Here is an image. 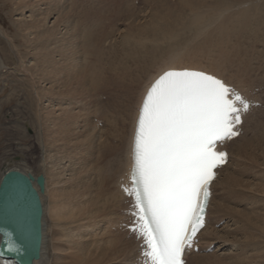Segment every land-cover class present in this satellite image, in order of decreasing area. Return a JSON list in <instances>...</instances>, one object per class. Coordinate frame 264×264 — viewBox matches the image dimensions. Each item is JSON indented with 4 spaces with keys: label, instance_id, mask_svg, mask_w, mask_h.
Instances as JSON below:
<instances>
[{
    "label": "bare ground",
    "instance_id": "1",
    "mask_svg": "<svg viewBox=\"0 0 264 264\" xmlns=\"http://www.w3.org/2000/svg\"><path fill=\"white\" fill-rule=\"evenodd\" d=\"M136 1L140 0L12 2L16 6L13 12L21 18L16 24L17 35L23 38L33 60L27 67L22 64L25 57L16 47L20 71L30 91L37 94L36 101L44 99L49 106L39 108L34 123L38 158L29 163L25 156L19 159L32 171L22 169V164L12 159L0 161V180L9 171L30 174L34 179L44 177V191L39 193L41 242L38 258L32 264L137 263L139 243L122 228L128 222V205L119 186L131 167L132 134L146 88L162 72L183 69L217 76L260 105L244 116L241 135L223 146L228 161L211 184L206 227L197 237L199 251L189 252L186 264H264V184L241 180L247 172L254 171L258 153L264 151V67L250 68L238 49L229 53L232 43L252 41L260 31L264 35V2L259 0V5H253V0H157L168 11L161 17L156 15L162 22H154L153 30L143 31L127 23L129 37L118 44L125 47L119 52V46L111 44L108 36L120 20L127 22L135 17L132 5ZM244 3L252 5L242 8ZM225 5L237 9V14L222 18L221 27L214 25L208 32L205 18ZM169 11L176 12L178 18L167 20ZM27 13L28 18L24 16ZM187 15L189 21L184 23ZM192 37L204 39L196 44L190 40ZM14 42L13 39L12 47ZM171 44L174 47H168ZM216 45H224V51L216 49ZM261 86L262 91L254 93ZM102 95L105 101L97 98ZM92 101L91 110L94 116L99 114L104 125L100 129L88 126L90 114L85 115L87 112L77 106L79 103L90 108ZM247 131L250 135H246ZM60 157H66L68 162L65 170L60 168ZM75 158L81 160L76 166L72 163ZM233 162L234 170L223 177ZM33 187L37 190L35 183ZM219 187L222 190L218 192ZM244 195L253 198L248 206L256 207L252 213L234 209L242 205ZM226 218L236 225L222 235L224 238L219 236L223 230L218 234L214 226ZM63 230L68 232V238L60 234ZM240 235L249 249L255 248L241 260L232 251L237 244L235 237ZM212 244L215 250L229 245L230 250L221 259L214 255L219 249L210 256L206 250Z\"/></svg>",
    "mask_w": 264,
    "mask_h": 264
},
{
    "label": "snow or ice",
    "instance_id": "2",
    "mask_svg": "<svg viewBox=\"0 0 264 264\" xmlns=\"http://www.w3.org/2000/svg\"><path fill=\"white\" fill-rule=\"evenodd\" d=\"M248 107L222 80L197 71H167L147 91L129 193L133 231L146 245L142 264H183L185 247L203 226L214 169L226 159L217 142L237 135L234 126Z\"/></svg>",
    "mask_w": 264,
    "mask_h": 264
},
{
    "label": "rangeland",
    "instance_id": "3",
    "mask_svg": "<svg viewBox=\"0 0 264 264\" xmlns=\"http://www.w3.org/2000/svg\"><path fill=\"white\" fill-rule=\"evenodd\" d=\"M13 1L14 0H0V59L3 60L2 63H1L2 60H0V157H1L0 161L4 160V159H6V160L12 159L14 162L17 161V163H18L19 159H21L22 157L25 156V158L27 159L26 160L27 163H29L31 161L33 162L34 158H35V160L38 158V156H37L38 155V147H37L38 142H36V140L34 139V134H36V129H35L36 127L34 125V123L36 122L35 121L36 115H38V117H39V108L46 107L48 109L49 106H48L47 101H45L44 99L42 100L41 103H39V100L36 101L37 94L30 91L29 86L27 84V80L26 79L24 80V78H26V77L23 76L24 74L21 72L22 70L20 71L21 67L19 66V61H18L17 55L14 53V49L16 47L19 50V53L21 54V56L25 57L24 59H22V61H23L22 64L23 63H24V65L26 64L25 66L27 67L28 64L31 65L33 63V60L30 59V55H28L29 49L26 47V45L23 41V38L17 35L16 24L19 22V19H21V18H19L20 16L18 14L13 12L14 8L16 7L14 5V3H12ZM262 1L264 2V0H262ZM143 3H145V4H143ZM224 3L226 4V1ZM251 3L253 5H259L258 4L259 0H253ZM251 3L250 4H248V3L247 4L246 3L241 4V5H243L241 7L242 8L251 7V5H252ZM262 5H264V3ZM132 6H133L132 7L133 12H134L133 14L135 17H132L133 19H130L127 22L124 19L120 20L118 23H116V25L112 29L111 35L108 36V40L111 41V44L114 43L115 46H119L123 42L122 39L124 37L125 38L129 37V36H127V35H129L128 30L126 29L128 24H131L130 28H136V29L141 28L142 31H143V29L153 30L154 22L155 23L156 22H162L159 19V17H157L156 15L161 17L163 12H166V13L168 12L167 8L164 7L165 5L163 3L158 4L157 0L156 1L153 0L150 2L149 1L144 2V1L140 0L139 2L138 1L134 2V5H132ZM141 12H143V13H141ZM136 14L139 17L138 16L136 17ZM186 14H188V13H186ZM236 14H237V9L233 10V7H229V5H225L221 10H219L215 14L206 17L203 23H204V25H206V30L208 31L214 25H218L219 27H221L220 22H221L222 18L234 16ZM168 15H169V17L167 18V20L178 18V15L176 14V12L171 13V11H169ZM24 16H26V18H28V13L25 14ZM189 16L190 15H187L183 18L184 23L189 21ZM123 20H124V24H123ZM52 21H53V19H50V22H49L50 26L52 24ZM125 23H126V25H125ZM125 29H126V31H125ZM62 31H64V30H62ZM121 32H123L125 34H123ZM257 33L258 32H256V35H257ZM190 34H191V32H190ZM214 34H212V35H214ZM117 35H118V37H117ZM134 35H135V33H134ZM258 35L261 36V37L257 36L259 39H261L260 42H258L257 40H259V39H257V37H255V39L252 41H249V42L248 41L247 42L238 41V42L232 43L229 47L230 48L229 53L233 52L234 49L240 50L243 53V57L245 56L247 58V61L250 63V68H252L254 70H255V68H263L264 67V63H263L264 62V47H263L264 35H263L262 31H260ZM117 38H118V40H117ZM185 38H187V36H185L184 39ZM13 39L15 41L13 44L14 47H12ZM203 39H204V37H202V38L192 37L190 40L192 42H196V44H198ZM109 41L106 43V45L109 44ZM253 41H255L257 44ZM261 41H263V42H261ZM247 43H249V44H247ZM251 45H253V46L251 47ZM243 46H245V47H243ZM168 47H174V44H171ZM123 48H125V47L119 46V49H120L119 52H122ZM223 48H224V45H216V49L223 50ZM205 50H206V52L208 51L207 48H205ZM245 50H247L248 52ZM261 56L263 58H259ZM249 57H250V59H249ZM258 59H261V61L260 60L258 61ZM14 70H16V71H14ZM262 88H263L262 86H261V88H256L254 90V93H259V91H262ZM97 98L99 99V101L100 100L105 101V95H102L101 97L99 96ZM93 102L94 101H92L90 108H87V106H86V108H85V106L82 107V106H80L79 103L77 104V106L79 109H81L82 112H87V113H84L85 115L90 114V116H89L90 118H88L90 121V122L88 121V123H89L88 126L92 125L94 128L96 127L97 129H100L104 125L99 119V117H100L99 114H97V115L95 114V116H94V114L91 110L92 106L94 105ZM59 108H62V107H59ZM258 108H260V106H258ZM262 108L263 107H261V110L264 111V109H262ZM79 109H76V110H79ZM91 112H92V114H91ZM262 114L264 115V112H262ZM28 121H29V125L32 127H30L28 125ZM20 125H21V127H19ZM26 125H28V126H26ZM92 126H90V127H92ZM16 128H17V130H16ZM10 129H12V130H10ZM16 132H17V136H16ZM246 135H250V132L247 131ZM263 137H264V133H263ZM262 148H264V143H263V146L261 147V149ZM17 151L20 154L17 153ZM14 152H15V154H14ZM85 153L87 155H89V150H86ZM12 154H14V155H12ZM258 154L260 155V157L258 156V158H256L257 160H255L257 164L255 165L254 171H251V172L249 171L245 175H243L241 177L242 181L248 182V183L252 182L253 184H264V173H263V171H264V151H262V153L260 152ZM13 156H14V158H13ZM65 158L60 157V160L62 161L60 163V168H62L63 170L66 169V164L68 163ZM87 158H86V160H87ZM80 161H81L80 159L78 160L75 158V160L72 163L74 166H76L77 163H79ZM19 163L22 164V169L31 170V168L30 169L27 168L28 166L23 165V164H26V163H23V161H20ZM49 165L50 164H47L46 166L48 167ZM234 168H235V166H234V162H233V164H231V167L225 172L223 177H225L230 172H232L234 170ZM220 177H222V176H220ZM217 190L219 192V190H222V189L219 187V189H217ZM244 196L245 197H244V200L242 202V205L241 206H235L234 209H236V210L245 209V211L250 210L251 212L248 211V213H252L253 210L256 209V207L252 206L249 208L248 206L251 204V200L253 198L251 196H247V195H244ZM231 221L232 220H230V218H228V219L226 218V220L223 219L222 221H220L218 224H216L214 226V229L216 231H220L218 234H221V231L223 230V232H222L223 234H221L219 236H221V237L226 236V234H227L226 232H229L228 230H230V232H231V230L236 225L235 224L232 226ZM66 226L71 227L70 224H67ZM60 234L63 235V237H67V238L69 237L68 232H66L65 230H63V232H60ZM222 235H224V236H222ZM84 238L88 239L90 237L85 236ZM235 239L237 240L235 242L237 244L235 247L232 248V251L234 253L237 252L240 260L243 258L245 259L247 257V255L249 256V254L251 252L253 253L255 251V248L249 249L247 247L246 243H248V242L244 240L245 237L243 235H240L239 237L237 236V238L235 237ZM242 242H243V244H242ZM240 243L242 245H240ZM215 245L218 246L216 243H215ZM215 245L212 244L206 250V253L210 254V256L213 255L214 252L217 251V249H219V248H217L215 250V247H216ZM229 247H230V245L225 246V248H220L218 250V252L214 255H216V257L220 258L221 256L228 254V252L230 250ZM66 249L68 250L69 247H66ZM258 249H260V248H258ZM63 250H65L64 245H63ZM241 263L242 264H248V261H247V263L246 262L245 263L241 262Z\"/></svg>",
    "mask_w": 264,
    "mask_h": 264
},
{
    "label": "water",
    "instance_id": "4",
    "mask_svg": "<svg viewBox=\"0 0 264 264\" xmlns=\"http://www.w3.org/2000/svg\"><path fill=\"white\" fill-rule=\"evenodd\" d=\"M43 191L42 175L34 179L30 174L9 171L0 180V243L14 246L22 264H30L39 255L42 217L39 193ZM5 233L9 234L7 238Z\"/></svg>",
    "mask_w": 264,
    "mask_h": 264
}]
</instances>
